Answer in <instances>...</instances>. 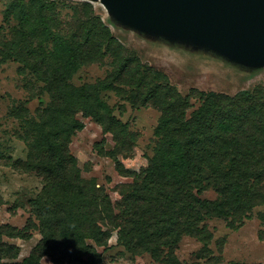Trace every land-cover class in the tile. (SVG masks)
Segmentation results:
<instances>
[{
    "label": "trees",
    "instance_id": "obj_1",
    "mask_svg": "<svg viewBox=\"0 0 264 264\" xmlns=\"http://www.w3.org/2000/svg\"><path fill=\"white\" fill-rule=\"evenodd\" d=\"M57 3L14 2L7 13L15 20L11 37L0 38V63L17 62L18 73L42 83L49 96L34 114L21 104L9 111L19 122L17 137L26 153L23 159L7 157L6 163L37 176L42 186L28 199L22 226H0V264H43L45 256L53 264H99L97 247L107 250L115 230L117 245L132 255L181 264L175 249L187 236L202 243L196 258L221 264L208 249V220L222 219L234 228L255 215L264 228V85L232 95L196 88L181 93L164 73L124 55L90 4L76 5L65 22L57 16ZM105 57L111 58L112 70L103 79L71 82L82 66ZM103 91H113L132 108L159 111L151 154L138 171L117 158L133 154L136 135L113 114ZM78 113L93 119L114 142L106 149L103 136L93 145L97 154L112 158L116 171L131 178L116 186L118 200L112 201L95 179L80 175L69 148L84 127ZM209 191L214 197L203 196ZM35 232L40 238L20 260H15L18 247L1 239H28Z\"/></svg>",
    "mask_w": 264,
    "mask_h": 264
},
{
    "label": "rangeland",
    "instance_id": "obj_2",
    "mask_svg": "<svg viewBox=\"0 0 264 264\" xmlns=\"http://www.w3.org/2000/svg\"><path fill=\"white\" fill-rule=\"evenodd\" d=\"M21 0H0V38L11 37L10 27L15 24L11 14L7 15L12 4ZM24 2L28 0H23ZM57 1L58 0H54ZM55 9L57 16L70 22L74 7L80 3L92 6L94 14L109 27L111 34L122 45L124 55L137 57L142 63L151 65L164 73L168 82L181 93L190 88L235 94L250 90L256 84L264 85V64L255 66V62L237 63L218 52L209 45H200L187 37L170 39L168 34L145 32L132 21L118 19L116 14L105 7L100 0H60ZM19 64L12 60L0 63V226L20 227L29 214L28 199L34 197L42 186V181L31 173L21 172L7 164V157L23 159L26 153L24 142L17 137L20 131L18 120L9 111L14 105L26 106L30 114L35 108L48 101V94L43 85L30 75L18 73ZM112 70L111 58L105 57L101 62L82 66L73 75L71 82L78 85L93 83L103 79ZM101 97L112 108L113 114L127 122L136 135L135 146L131 156L119 154L118 160L123 167L138 171L147 164V155L151 154L153 128L159 117L154 107L132 108L128 103L115 96L113 91H103ZM196 105L197 101L193 100ZM84 127L71 138L69 148L76 157L80 175L95 179L97 185H103L112 201L120 198L116 191L119 183L130 182V177L120 175L112 158L98 155L93 145L103 136L104 147L111 149L114 145L109 134H103L102 128L90 117L78 113ZM214 197L212 191L203 194ZM212 238L208 249L210 255L219 257L221 264L245 262L247 264H264V228L260 226L255 215L242 225L230 228L222 219L207 221ZM40 238L35 232L28 239L2 236L3 242L18 247L15 260L26 257ZM116 230L108 240L110 246L102 252L99 264H163L154 261L148 254L132 255L117 245ZM202 243L193 237H183L175 249L176 258L181 264H212L211 260L196 258ZM43 264H53L49 257L41 258Z\"/></svg>",
    "mask_w": 264,
    "mask_h": 264
},
{
    "label": "water",
    "instance_id": "obj_3",
    "mask_svg": "<svg viewBox=\"0 0 264 264\" xmlns=\"http://www.w3.org/2000/svg\"><path fill=\"white\" fill-rule=\"evenodd\" d=\"M145 32L187 37L237 63L264 64V0H100Z\"/></svg>",
    "mask_w": 264,
    "mask_h": 264
}]
</instances>
